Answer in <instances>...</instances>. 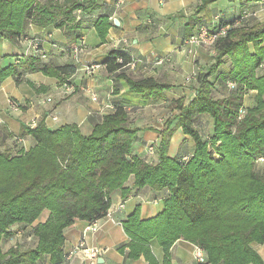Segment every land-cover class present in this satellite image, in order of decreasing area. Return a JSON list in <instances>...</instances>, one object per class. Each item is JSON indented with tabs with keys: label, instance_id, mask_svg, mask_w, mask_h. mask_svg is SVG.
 Here are the masks:
<instances>
[{
	"label": "trees",
	"instance_id": "16d2710c",
	"mask_svg": "<svg viewBox=\"0 0 264 264\" xmlns=\"http://www.w3.org/2000/svg\"><path fill=\"white\" fill-rule=\"evenodd\" d=\"M200 1L203 9L218 0ZM88 9L86 0H0V41L17 45L35 26L62 31L70 41L68 48L73 49L83 30L78 11L86 13ZM246 15L220 24L230 29L212 49L216 51L215 63L198 74L197 96L189 106L173 104L180 115L169 119L161 133L154 148L156 162L146 163L133 155L139 130L131 127L122 107L97 123L89 135L77 126L49 130L38 124L22 132L36 140L32 149L16 155L0 151V264H67L65 230L76 220L92 225L106 218L112 193L119 189L127 192L124 185L132 176L133 189L148 186L169 195L157 217L142 220L136 210L124 223L131 240L128 259L144 256L147 264H159L150 248L157 240L166 254L164 264H169L170 248L184 240L204 250L206 261L199 264H264L252 247L264 245V170L257 163L264 159V25L244 26L254 17ZM109 25L106 17L96 23L102 39ZM32 44H37L35 53L21 65L22 73L16 65L0 68V84L26 73L62 80L75 74V66L42 61L39 40ZM227 57L233 69L220 80L234 89L215 99L209 78ZM132 61L115 51L103 66L108 73L118 74ZM136 85L157 86L150 80ZM250 91L257 92L255 104L244 108ZM240 110L245 112L241 119ZM200 114L213 120V133L206 140L193 126ZM177 127L195 142L194 153L186 160L169 155ZM46 211L48 219L38 223ZM18 236L30 238V246L16 242L4 250L5 242Z\"/></svg>",
	"mask_w": 264,
	"mask_h": 264
},
{
	"label": "crops",
	"instance_id": "0c3cea01",
	"mask_svg": "<svg viewBox=\"0 0 264 264\" xmlns=\"http://www.w3.org/2000/svg\"><path fill=\"white\" fill-rule=\"evenodd\" d=\"M86 1L89 9L79 14L82 37L73 49L68 48L70 41L62 31L35 26L17 45L0 41V68L16 65L22 73L21 65L35 53L32 42L36 40L41 44L39 57L42 61L76 67L75 74L63 77V80L42 73H26L19 78H7L0 84L1 152L16 155L36 145L31 135H22L31 120H36L39 125L46 123L49 129L77 126L84 135H89L97 123L122 107L128 113L131 127L139 130L132 148L133 155L152 163L157 156L149 155V147L157 148L167 121L180 115L173 104L183 102L185 107L189 106L197 96L198 74L215 63L216 51L203 45L193 48L191 54L184 46L185 40L197 34L201 27L217 28L243 13L252 14L251 19L258 22L264 21V0L248 3L218 0L203 9L200 0H122L119 7L120 0ZM102 17L110 22L105 39L96 28ZM114 21H118V26ZM115 51L138 63L118 74L108 73L103 63ZM157 58L164 59L163 63L157 64ZM93 63L99 64L100 68L89 74L86 68ZM232 69V61L227 57L217 73L209 78L214 84L212 95L215 99L226 97L234 89L230 83L220 80ZM146 80L154 81L158 88L135 86ZM62 82L74 86L76 92L66 95ZM256 95V91L245 95L244 108L255 104ZM92 96L98 101H92ZM10 99L20 102V111L12 109ZM56 114L58 120L54 122L52 116ZM177 123L175 121L173 127ZM193 126L204 140L213 133V120L208 114L198 115ZM194 150L193 139L177 127L171 138L170 157L186 159ZM134 182L132 176L124 185L127 192L119 189L112 193L108 215L96 229L88 222L76 220L65 230L63 251L67 264H147L144 256L138 260L128 259L131 240L123 225L136 210L142 220L157 217L163 211V201L169 192L156 191L148 186L133 189ZM48 217L49 212H44L38 223L46 222ZM16 242L29 247L31 239L18 236L14 241L5 242L4 250H9ZM80 243L86 248L97 247L105 252L90 260L80 252L75 253ZM252 247L264 260V245L253 244ZM150 248L158 263L164 264L166 254L158 241L153 240ZM194 252L195 245L178 240L170 248L169 264H198ZM42 264L49 263L44 261Z\"/></svg>",
	"mask_w": 264,
	"mask_h": 264
},
{
	"label": "built area",
	"instance_id": "2783aa9c",
	"mask_svg": "<svg viewBox=\"0 0 264 264\" xmlns=\"http://www.w3.org/2000/svg\"><path fill=\"white\" fill-rule=\"evenodd\" d=\"M122 3V0L119 1L117 7H119ZM81 12L78 11V14H80ZM249 15H246V17ZM230 29V26H218L217 28H209V27H201L197 34L190 36L187 40H185L184 42V46L188 49L189 53H193V48L197 47V46H203L205 45L206 47H209L211 49H213L215 47L216 42H218L219 39L225 37L228 33V30ZM37 47V44H34V48ZM81 47V46H80ZM164 59H156L157 64H161L163 63ZM138 63V61L133 60L129 66L130 67H135V65ZM100 68L99 64H91L89 67L86 68L87 73L89 74H93L94 71H96L97 69ZM261 68H264V64L261 65ZM230 86H233L231 83L229 84ZM86 89H84L85 91ZM64 93H66V91L68 93H74L76 92V88L74 86L68 85L66 84L64 86ZM92 101H98V98L95 96L91 97ZM13 107H15V104H12ZM11 106V107H12ZM112 108V107H111ZM245 114L244 110H240V119L243 117V115ZM58 120V116H52V121L56 122ZM36 124V122L34 123ZM37 126V125H36ZM36 128V127H35ZM149 150L152 152L151 154L155 153V150L153 147H150ZM186 160V159H184ZM257 163H264V159H258ZM121 208L123 207V205L120 206ZM100 222V221H99ZM92 224V228H97L98 223ZM82 253L86 258L90 259V260H95L97 259L103 252H105V250L101 249V248H97V247H93V248H86L84 247V243H80V245H78L75 249V253ZM194 259L195 261L199 264V263H204L206 261V256H205V252L203 249H201L200 247L195 246V252H194Z\"/></svg>",
	"mask_w": 264,
	"mask_h": 264
},
{
	"label": "rangeland",
	"instance_id": "374dc122",
	"mask_svg": "<svg viewBox=\"0 0 264 264\" xmlns=\"http://www.w3.org/2000/svg\"><path fill=\"white\" fill-rule=\"evenodd\" d=\"M42 1H45V0H41V2ZM257 23H260V24H262V25H264V21L263 22H258L257 20H252V21H250L248 24H245L244 26H246V27H248V28H250V27H253L254 26V24H257ZM251 47V50L253 51V47L252 46H250ZM52 78H54V77H52ZM58 79H60V78H58ZM60 80H62V79H60ZM61 85H62V90H64V86L66 85V83H61ZM68 94H70V93H68L67 91H66V95H68ZM9 104H10V106H12V104H15L16 106L15 107H13L12 106V109L15 111V112H18V111H20V107H21V105H20V102H18L17 100H9ZM56 115H58V114H56ZM47 118V117H46ZM49 118V117H48ZM36 122V124H34ZM168 122V121H167ZM44 123V122H43ZM45 125H46V123H44ZM36 125H38L37 124V121L36 120H31V121H29L28 122V124L24 127V128H30V129H34L35 127H36ZM47 126V125H46ZM151 147V146H150ZM149 147V148H150ZM149 150V149H148ZM149 152V155L151 156V157H154L156 154H151L152 152L149 150L148 151ZM158 160V158L156 157V161ZM156 161H154V162H156ZM154 162H152V163H154ZM150 163V162H149ZM259 165V168H260V170H264V163H259L258 164ZM196 246V245H195Z\"/></svg>",
	"mask_w": 264,
	"mask_h": 264
},
{
	"label": "water",
	"instance_id": "95a60500",
	"mask_svg": "<svg viewBox=\"0 0 264 264\" xmlns=\"http://www.w3.org/2000/svg\"><path fill=\"white\" fill-rule=\"evenodd\" d=\"M114 23H115V25H117V26H118V24H119L118 21H114ZM49 130H51V129H49Z\"/></svg>",
	"mask_w": 264,
	"mask_h": 264
}]
</instances>
